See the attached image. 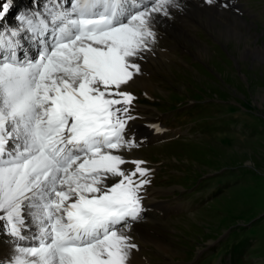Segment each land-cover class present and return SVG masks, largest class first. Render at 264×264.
<instances>
[{
  "label": "snow or ice",
  "instance_id": "obj_1",
  "mask_svg": "<svg viewBox=\"0 0 264 264\" xmlns=\"http://www.w3.org/2000/svg\"><path fill=\"white\" fill-rule=\"evenodd\" d=\"M230 8L229 0H203ZM178 0H50L44 13L0 0V264H129L125 234L143 218V160L128 136L138 61ZM31 33V36L29 34ZM38 40L35 56L18 55ZM132 164L134 167H122Z\"/></svg>",
  "mask_w": 264,
  "mask_h": 264
},
{
  "label": "rangeland",
  "instance_id": "obj_2",
  "mask_svg": "<svg viewBox=\"0 0 264 264\" xmlns=\"http://www.w3.org/2000/svg\"><path fill=\"white\" fill-rule=\"evenodd\" d=\"M237 2L247 44L264 47V0ZM220 26L160 34L167 56L144 60L146 85L128 86L132 112L151 110L162 129L130 149L150 170L142 192L161 191L134 223L149 235L137 239L145 264H264V58L218 39Z\"/></svg>",
  "mask_w": 264,
  "mask_h": 264
},
{
  "label": "bare ground",
  "instance_id": "obj_3",
  "mask_svg": "<svg viewBox=\"0 0 264 264\" xmlns=\"http://www.w3.org/2000/svg\"><path fill=\"white\" fill-rule=\"evenodd\" d=\"M20 2L22 3V7L18 11L20 13L22 12L44 13L46 11L44 5L49 4L50 0H23ZM61 2L66 5L68 0H61ZM143 2L147 3V0H143ZM178 2L182 5L181 8L171 9L170 16H162V15L159 16L158 22H156L154 25V30L157 33V42L153 46L152 52L144 54L146 56V59L144 60L151 61L154 63L157 59L167 56L166 49L162 47L161 44H159L158 39L160 38L159 36H161L160 34L167 35L168 29H170L171 32H174L176 36L188 37L189 35L185 34L186 32H184L187 31L186 27L191 26L192 23L194 22L196 24L197 21L208 29L214 28L215 24H219V26L221 25L222 27L220 26L221 28L216 31V36L218 37V39H223L225 42L233 40L238 45L242 44L243 48L241 50V54L243 56H246L248 54H255L258 57L264 58V47L256 46L254 48L247 44V38L250 36L249 35L250 33L248 32L247 34H245L241 31V27H243L246 24H245V20L240 15L241 4L237 2V0H229V3L231 4V7L227 8L229 11L219 6H209L205 4L203 0H178ZM17 13L13 12L12 16L9 17V23L16 24L15 16L17 15ZM29 36H31V33L29 34ZM39 39L41 38L32 36L31 39L25 38L21 40L20 43L22 47L18 49V55H23L24 53H27L29 56H35L38 47L40 46L38 44ZM199 51H201V49ZM144 60L138 61V63H140L141 65V74L134 76V79L129 82L130 85L133 84L146 85L147 80L145 77H143L145 71L142 62ZM129 84L127 86H123L126 88L128 92H129L128 89ZM133 106H134V112H132V115H134L137 120L134 119L128 122L130 127V131L128 132L129 138L133 142H137L138 139L144 137L149 136V138H153L155 136H158L161 133L162 129L161 127L158 126V124L155 125L156 123L154 121V113L145 107L135 106V105ZM130 153L131 151L128 148L120 149L117 152V154L122 155L126 160H139L138 157H135ZM122 167L132 168L134 167V165L126 164L123 165ZM142 167L145 166L142 165ZM159 192L161 191L153 190L148 194L142 192V196H143L142 203L144 206V210L145 208L152 207L156 205L157 202L161 201L156 196V194H158ZM160 206H158L157 208H159ZM132 229L134 230L136 236L138 237L131 236L130 234H128V231H126L125 234L132 238L131 242L136 244L137 247L140 246L138 240H141L142 242H149L146 241L144 236H142V234H144L145 236L149 237L147 233L140 230V228L135 226V224H133ZM1 233L5 235L7 241L4 243L2 248V253L0 255L2 257H9L15 251V248L19 246V244H17V242L13 238L9 237L6 231H0V234ZM153 243H156L155 245L158 250H165V247L160 242L158 243L153 242ZM145 262L146 261L143 258L138 256V254L136 253V249H133L132 254L129 258V264H145Z\"/></svg>",
  "mask_w": 264,
  "mask_h": 264
}]
</instances>
